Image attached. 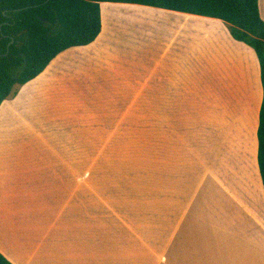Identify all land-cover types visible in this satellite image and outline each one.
Instances as JSON below:
<instances>
[{"label":"crops","instance_id":"0c3cea01","mask_svg":"<svg viewBox=\"0 0 264 264\" xmlns=\"http://www.w3.org/2000/svg\"><path fill=\"white\" fill-rule=\"evenodd\" d=\"M101 13L94 43L0 107V253L12 264H264L256 52L219 19L115 3ZM202 107L225 159L208 169L193 147ZM149 124L153 194L129 201L95 172L111 140ZM243 138L246 166L232 161Z\"/></svg>","mask_w":264,"mask_h":264},{"label":"trees","instance_id":"16d2710c","mask_svg":"<svg viewBox=\"0 0 264 264\" xmlns=\"http://www.w3.org/2000/svg\"><path fill=\"white\" fill-rule=\"evenodd\" d=\"M260 0H0V107L39 77L63 52L94 43L102 3L140 5L219 19L251 47L261 66L263 103L258 164L264 186V21ZM0 264H12L0 253Z\"/></svg>","mask_w":264,"mask_h":264},{"label":"rangeland","instance_id":"374dc122","mask_svg":"<svg viewBox=\"0 0 264 264\" xmlns=\"http://www.w3.org/2000/svg\"><path fill=\"white\" fill-rule=\"evenodd\" d=\"M127 13H119L121 21H127ZM197 117L203 128L197 138L194 139L196 161L202 164L203 169L209 166H217L224 162V155L220 153L218 137L213 138L210 129L207 130V122L211 119L208 110L204 107L197 108ZM131 136L125 139L111 140L113 154L111 160L106 159V168L97 170L95 178L98 180H110L113 194H125L132 197L148 198L153 194V156L157 147V140L152 137L151 125H145L140 132H129ZM85 142V140H84ZM98 145L99 141L96 140ZM83 145H87L85 142ZM171 146L175 148V139L171 140ZM247 142L245 138L233 145L232 161L235 164L246 166ZM162 189V187H161ZM134 204V203H129ZM144 205H148L144 203Z\"/></svg>","mask_w":264,"mask_h":264}]
</instances>
